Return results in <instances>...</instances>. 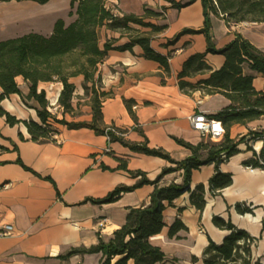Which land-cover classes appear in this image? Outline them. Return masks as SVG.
<instances>
[{"label":"crops","instance_id":"1","mask_svg":"<svg viewBox=\"0 0 264 264\" xmlns=\"http://www.w3.org/2000/svg\"><path fill=\"white\" fill-rule=\"evenodd\" d=\"M6 2L10 1L0 3ZM107 5L115 6L114 11L118 14L140 16L144 8L156 12V16H146L144 21L165 25V28L151 35L150 46L162 55L170 52L171 56L168 59L170 74L165 75L158 62L143 56V49L138 44L131 45L130 49L108 50L98 67L101 89L111 92L102 102V123L126 130L122 136L128 141L147 140L149 147H160L177 161L188 157L192 151L178 144L173 137L192 145L200 143L197 153L200 159H205L212 143L203 140L191 128L188 116L196 109L207 115L214 114L231 104V100L220 93L205 94L200 89L186 94L178 86L177 73L190 55L205 53L204 61L213 70L221 67L225 60L222 53L206 52L205 36L199 32L203 26L200 1L195 0L181 8L172 7L168 0H109ZM162 10L164 17L160 14ZM14 21L13 14L0 10V41L28 32L48 34L55 22L46 28H51L50 31L42 33L39 30L24 31ZM210 22L216 50L226 46L234 33H239L264 53V22H239L228 27L213 13ZM184 29L192 31L180 34ZM141 30L148 31L149 28L141 27ZM101 34L100 45L109 38L116 39L114 46L129 42L126 35L120 36L116 31L101 28ZM242 71L252 76V86L264 94V76L247 64H243ZM197 75L184 80L192 83L194 79L206 78L208 73ZM16 81L26 94L28 87L22 77L18 76ZM71 81L75 84V95H82V77H74ZM46 84L48 86H44ZM53 87L55 95L51 98L48 90ZM38 88L45 89L46 98L56 109L61 85L41 83ZM198 99H201L199 105L196 104ZM81 101L82 113L73 120L90 121V106L83 99ZM125 101L130 104V109ZM28 103L32 107L24 105L17 94H10L0 100V108L18 120L39 121L35 110L38 104L34 100ZM73 106H76L75 99ZM57 110L62 116L61 110ZM65 117L72 119L68 114ZM261 123L264 124V116L247 124H233L229 136L233 139V132L242 133L260 125L264 129ZM52 127L56 131L55 137L32 141L22 122L11 126L0 114V146L5 148L0 149V225L9 223L14 228L11 235L0 238V264H99L101 253L61 256L71 248L90 247L99 238L107 241L113 231L124 224L130 208L149 203L154 186L142 184L122 192L112 202L93 203L88 199L102 198L119 185H134L140 177L132 176L127 170H140L152 180L162 168L174 166L161 157L132 151L118 141L109 142L106 135L87 127L68 128L58 123ZM257 142L261 148L263 141ZM237 148L240 150L237 154L219 164L221 172L231 174L232 182L215 194L211 193L208 184L215 173L214 162L192 169L190 189L198 184L204 187L202 210L190 203L189 191L181 193L170 204L164 201V226L158 235L150 238V242L162 250L164 259L154 264H204L202 255L209 242L221 244L231 233V230L217 227L212 220L214 216L229 220L236 228L256 237L257 241L251 246V257L264 264V169L244 166L242 161L251 157L252 151L244 150L242 144ZM17 158L40 176L23 168L16 162ZM121 162L125 163L126 170L119 167ZM46 176L51 180L45 179ZM171 182L182 183L181 169L165 174L159 185ZM243 202L251 211L239 213L236 210L235 204ZM177 218L186 229H180L170 237L169 226Z\"/></svg>","mask_w":264,"mask_h":264},{"label":"trees","instance_id":"2","mask_svg":"<svg viewBox=\"0 0 264 264\" xmlns=\"http://www.w3.org/2000/svg\"><path fill=\"white\" fill-rule=\"evenodd\" d=\"M12 1V0H0ZM22 1V0H15ZM44 4L49 0H30ZM109 0H68L70 8L74 9L75 17L68 24L61 18L55 20L50 35L37 32H28L20 36L7 38L0 41V100L10 94H17L24 105L28 107L29 100H34L38 107L35 108L39 121L18 120L0 108V114L4 115L7 124L13 126L22 122L29 133L32 141H43L52 139L56 131L52 127L55 123L65 125L68 128L87 127L93 129L97 134L107 136L109 142L118 141L132 151L161 157L174 166L164 167L152 180L145 176L140 170H127L132 176H139V180L132 186L119 185L102 198H89L93 203L112 202L122 192L135 189L142 184L154 186L150 193L147 205L132 207L126 215L123 225L113 231L112 236L104 241L99 238L98 242L90 247L71 248L65 255L101 253L99 264H154L164 259L162 250L150 242V238L158 235L163 226L162 211L165 207L164 201L171 203L184 191H189L190 203L198 210L205 205L204 187L198 184L193 190L190 189V176L192 169L200 165L214 162L215 173L209 178V190L215 194L220 189L232 182L230 173L221 172L219 164L237 154L240 150L237 145L246 144V150L252 151L251 157L242 161L244 166L264 169V148L256 154L250 148L246 138L243 136L237 141L230 138V127L233 124H247L250 121L264 116V94L252 86V76L245 75L242 71L243 64L250 69L260 72L264 76V53L250 43L239 33H234V38L223 48L216 50L211 35L210 14L213 13L222 18L226 25L239 22H264V0H199L202 6L203 26L202 32L206 40V52L222 53L224 63L218 69H211L204 61L205 53H194L186 58L180 71L177 73L179 89L189 94L195 89L202 90L205 94L220 93L231 100V104L209 115L220 121L224 136L221 142L212 143L205 159H200L197 150L201 144L192 145L180 138L173 139L180 145L189 148L192 154L182 160H174L169 153L160 147H149L147 140L142 142H131L114 130L125 133L126 130L118 128L113 124L102 123V102L109 97V91L101 89V74L99 65L104 60L108 50L130 49L131 45L138 44L143 49V56L159 63L165 75L170 74L168 59L171 53L162 55L151 46L152 34L161 31L165 25H156L144 21L146 16H156L157 13L144 8L142 15L133 13L118 14L114 8L107 5ZM175 8L184 7L195 0L176 2L168 0ZM141 27H148V31H142ZM105 28L126 35L129 42L114 46L115 38L106 39L100 45V29ZM192 30H182L180 34ZM178 34V35H180ZM177 36V35H176ZM170 42V41H168ZM208 73V76L199 79L195 84L184 80L197 74ZM20 76L27 84L28 91L24 94L16 78ZM81 76L82 95H75V84L72 78ZM163 83V79H161ZM41 83H59L61 85L56 100V107L61 110V118L57 117L49 109L45 89H39ZM76 106H73V100ZM81 99L91 109L90 121H74L75 117L81 115ZM130 109V104L125 101ZM72 117L66 119L65 115ZM113 129V130H112ZM22 138V136L20 135ZM264 137V130L249 131V140H260ZM0 149H5L0 146ZM26 170L32 171L25 166L20 158L16 159ZM119 167L126 170L124 162ZM182 170V183L171 182L167 185H159L161 178L172 171ZM37 176L36 172L32 171ZM51 180L49 176L44 177ZM235 208L239 213L251 211L243 203H236ZM213 223L223 229L231 230L221 244L209 242L203 251L204 264H262L259 260H252L251 246L257 241L256 237L250 236L245 230L236 228L229 220L214 216ZM264 228V220L262 223ZM180 229L186 226L180 219L169 226L168 236L172 237Z\"/></svg>","mask_w":264,"mask_h":264},{"label":"rangeland","instance_id":"3","mask_svg":"<svg viewBox=\"0 0 264 264\" xmlns=\"http://www.w3.org/2000/svg\"><path fill=\"white\" fill-rule=\"evenodd\" d=\"M130 1V0H127ZM116 8H118L117 4ZM115 8V6H114ZM3 9V11H8L9 13L13 14L15 16V25L18 27H21L22 30L24 31H29V30H39L42 31V33H46L50 31L51 28L46 29L50 26L51 23L55 21L57 18H61L65 24H68L73 18L75 17L74 15V9L70 8L68 0H49L45 4H38L33 1H10L6 3H0V10ZM162 17H164V10L160 11ZM22 30H15L18 31L17 33H23L20 32ZM51 32L45 35H50ZM44 35V34H43ZM103 40V34L100 35V41ZM198 76V75H197ZM196 77V76H195ZM194 77V78H195ZM193 78V79H194ZM198 80L194 79L192 83H196ZM44 86H48L47 84ZM49 97L53 98L55 95V88L53 87L52 89L48 90ZM49 105L50 101L48 100ZM83 102L81 101V104ZM49 109L51 112L56 113L58 118H61V116L58 114L59 110L54 109V106L50 105ZM51 122L54 124L55 122L51 120ZM262 124V123H261ZM264 125V124H262ZM255 128V129H252ZM254 130V131H261L264 130L261 125L256 126V127H251L248 128L244 132H233V139L238 140L241 137H245L248 145L252 150H254L255 142L253 140H249V131ZM203 140L207 141L208 143H216L214 140H211L209 137H202ZM244 146V150H246V144L240 143ZM260 149V148H259ZM251 151V150H250Z\"/></svg>","mask_w":264,"mask_h":264},{"label":"built area","instance_id":"4","mask_svg":"<svg viewBox=\"0 0 264 264\" xmlns=\"http://www.w3.org/2000/svg\"><path fill=\"white\" fill-rule=\"evenodd\" d=\"M201 103V99H198L196 101V104L199 105ZM133 108L136 107V105L132 106ZM188 120L190 122L191 128L196 131L201 137H209L211 140H214L215 142H221L223 140L224 136V130L219 120L210 117L209 115L205 114L199 109H196L191 115L188 116ZM255 129V128H252ZM113 130V129H112ZM117 134L124 135V133H120L116 130H114ZM53 137H55V134H52ZM254 141V140H253ZM258 140H255V144ZM260 141H263V148H264V137L263 139H260ZM254 151L256 154L259 153V150L262 148H255ZM248 167V166H247ZM251 168V167H249ZM14 231V228L11 224L5 223L0 225V238L5 237L8 235H11ZM199 231L201 232L202 229L200 228Z\"/></svg>","mask_w":264,"mask_h":264},{"label":"bare ground","instance_id":"5","mask_svg":"<svg viewBox=\"0 0 264 264\" xmlns=\"http://www.w3.org/2000/svg\"><path fill=\"white\" fill-rule=\"evenodd\" d=\"M260 147V142H257L256 144H255V148H259Z\"/></svg>","mask_w":264,"mask_h":264}]
</instances>
